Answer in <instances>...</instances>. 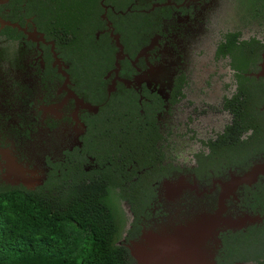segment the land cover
<instances>
[{
	"label": "flooded vegetation",
	"instance_id": "1",
	"mask_svg": "<svg viewBox=\"0 0 264 264\" xmlns=\"http://www.w3.org/2000/svg\"><path fill=\"white\" fill-rule=\"evenodd\" d=\"M192 3L0 0V190L46 189L77 166L86 180H110L113 244L131 264L151 240L170 248L156 264H263L264 173L244 176L264 160V135L250 127L234 135L244 111L235 117L226 106L239 68L216 54L226 33L213 58H228L233 90L222 88L217 105L193 98L192 135L172 134L188 73L176 63L193 48ZM164 56L176 60L168 79ZM261 62L264 51L241 74L264 80ZM210 113L226 122L200 135L195 123ZM54 144L62 145L56 157ZM254 242L258 254L246 259Z\"/></svg>",
	"mask_w": 264,
	"mask_h": 264
},
{
	"label": "trees",
	"instance_id": "2",
	"mask_svg": "<svg viewBox=\"0 0 264 264\" xmlns=\"http://www.w3.org/2000/svg\"><path fill=\"white\" fill-rule=\"evenodd\" d=\"M257 1L264 7V0ZM71 7L69 12L76 15ZM77 14L84 16L80 11ZM236 38V32H227L216 47V54H228L231 65L239 66L234 73L237 92L226 100V106L235 117L244 111L241 127L234 120V135L250 127L251 135L263 136L264 109L258 107L264 103V80L241 72L260 58L264 44L253 38L237 42ZM123 119L128 127L129 120ZM74 169L69 180L61 183L59 179L46 189L0 190V264H131L126 250L113 244L110 180L92 176L86 180L87 172ZM256 244L245 247L246 259L258 254Z\"/></svg>",
	"mask_w": 264,
	"mask_h": 264
},
{
	"label": "rangeland",
	"instance_id": "3",
	"mask_svg": "<svg viewBox=\"0 0 264 264\" xmlns=\"http://www.w3.org/2000/svg\"><path fill=\"white\" fill-rule=\"evenodd\" d=\"M192 8L197 11L192 19L193 48L186 51L176 63L185 67L188 73L182 90L183 97L176 106V113L173 112L171 122L174 125L172 134L182 135L181 139L184 141H187L188 135H192V99L197 96V101H202L199 106H208L215 102L217 105L222 88L227 86L228 94L233 90L234 83L228 58H213L215 45L221 41L224 33L237 31L240 39L253 38L264 44V7L257 0H194ZM113 40L117 43V35L114 34ZM169 59L164 56L159 64L166 78L172 70L171 66H175L176 62ZM141 81L143 80L138 77L137 81L132 80L131 84ZM162 85L163 88L167 86L163 80ZM226 119L225 113H210L201 117L199 124L195 123L197 132L202 135V132L208 131L209 125L218 132ZM61 147L62 145L56 144L50 146L49 151L53 157L59 154Z\"/></svg>",
	"mask_w": 264,
	"mask_h": 264
},
{
	"label": "water",
	"instance_id": "4",
	"mask_svg": "<svg viewBox=\"0 0 264 264\" xmlns=\"http://www.w3.org/2000/svg\"><path fill=\"white\" fill-rule=\"evenodd\" d=\"M263 59V58H262ZM256 75H264V63L261 62L259 64V70L257 71ZM263 174L264 173V160L254 164L249 172H247L244 176L245 179H253L255 174ZM247 175V176H246ZM170 248L168 246H160L159 242L156 241H149L148 247L145 248V251L136 252L137 255L132 253L134 259L137 261V264H142L143 262H152L153 264L161 262V258L169 253Z\"/></svg>",
	"mask_w": 264,
	"mask_h": 264
}]
</instances>
